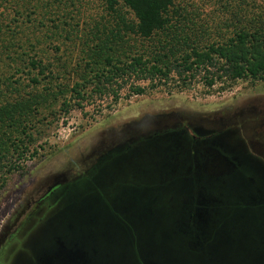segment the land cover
Segmentation results:
<instances>
[{"label":"trees","instance_id":"16d2710c","mask_svg":"<svg viewBox=\"0 0 264 264\" xmlns=\"http://www.w3.org/2000/svg\"><path fill=\"white\" fill-rule=\"evenodd\" d=\"M55 1L0 0V189L23 168L27 153L36 155L45 114L55 113L59 98L69 110L68 92L79 105L91 83L133 78L183 91L197 83L224 89L238 80L264 81V11L249 16L240 6L226 32L214 34L180 0H103L114 24L79 35L90 51L83 72L71 84L65 76L59 82L67 66L60 52L75 39L68 36L74 33L70 23L41 20L60 14ZM147 86L132 84L129 91L139 94ZM230 140L227 131L191 135L172 127L116 145L86 170L90 178L70 199L77 202L57 212L53 239L62 234L68 256L78 250L82 264H109L99 244L104 235L127 240L164 224L174 229L171 240L199 242L202 250L225 240L226 259H213L221 264H264V166ZM155 250L151 262L162 264ZM181 258L173 264H183Z\"/></svg>","mask_w":264,"mask_h":264},{"label":"rangeland","instance_id":"374dc122","mask_svg":"<svg viewBox=\"0 0 264 264\" xmlns=\"http://www.w3.org/2000/svg\"><path fill=\"white\" fill-rule=\"evenodd\" d=\"M72 1L73 3L62 2V5L60 0L55 1L54 6L61 7L60 14L41 17V20L51 18L62 22V26L70 23L73 28L74 33L71 32L68 36L74 38V42L59 55L67 65L65 73L60 72L62 75L59 82L69 84L76 81L77 76L83 72L84 58L90 54V51H86V46L81 44L79 35H87L97 25L109 26L115 21L113 14L106 12L103 0ZM184 3L195 11L196 19L206 20L214 34L226 32L232 21L230 15L238 12L240 6L247 8L249 16L264 11V0H180V5ZM4 6L5 3L0 5V14ZM55 9L50 8L51 11ZM20 76L21 80L23 76ZM63 76L65 79L61 81ZM23 79L24 85L31 86L26 78ZM132 84L147 86L146 81H136L133 78L126 83L119 81L103 87L91 83L82 93L84 99L78 101L80 106L74 105L77 104V95L68 92L66 100L71 104L68 111L61 107L60 102L63 101L59 98L54 106L55 113L50 116L49 113L45 114L41 135L34 146L37 149L36 155L31 156V153L29 157L27 153L21 166L23 168L11 173L0 189V236L20 209L25 211L19 217V220H23L35 210L38 197L56 183L59 185L56 192L65 198L61 200L58 211L70 203L75 204L77 200L70 201L71 197L77 196L73 193L83 188L91 176L86 170L100 155L135 136L172 127H182L191 135L227 131L230 133L231 143H236L251 160L264 166L263 80H238L224 89L219 83L211 88L197 83L183 91H178L173 84L147 86L139 94L129 91ZM118 169L115 168V171ZM83 173V178L75 179ZM76 221L78 217L74 218V222ZM142 235H145L146 240L162 243L159 233L146 231ZM103 238L99 244L104 257H107L108 252H113L115 256L119 253L124 258H130L132 253L125 239L112 234H106ZM168 242L174 243L173 240ZM188 245L195 251L202 249L199 242ZM172 249L174 248L160 247L155 251L162 255L167 250L172 253ZM205 249L207 248H203ZM71 258L76 262V258ZM51 264H55L54 261ZM210 264L221 262L210 260Z\"/></svg>","mask_w":264,"mask_h":264},{"label":"flooded vegetation","instance_id":"af4514ba","mask_svg":"<svg viewBox=\"0 0 264 264\" xmlns=\"http://www.w3.org/2000/svg\"><path fill=\"white\" fill-rule=\"evenodd\" d=\"M50 187H48L49 189ZM48 189L41 194L36 203L35 210L27 215L23 220H19L21 213H25L24 210L20 209L10 224L7 226L5 232L0 236V264H51V261H54L55 264H64V262H70L69 264H82L79 255H71V257L76 258V262L68 256L67 253V242L62 238V234H58L55 239H53L52 228L53 222L57 219L58 207L61 200H65L60 196L56 191H48ZM35 222H37L36 225ZM167 223V221H164ZM35 224V225H34ZM140 229L146 231V225L139 226ZM58 228V227H57ZM55 226V229H57ZM61 228V227H60ZM139 229V228H138ZM151 231L149 233H159V236L166 237L168 240L159 243L157 241L150 240L145 242V235L139 236L136 232V237L127 238V245L133 254V257L124 258L123 254L115 256L113 252H108L106 260L109 264H139V261L136 260L134 256L135 251L138 252V258L143 264H156L151 262L150 255L153 254V249L158 248H174L172 253L167 250L165 259L161 255L158 258H161L162 264H173L177 261V258L182 257L183 264H210V260L218 257L220 255V261L226 259V244L225 240L218 241L215 244L206 245L205 250L195 251L193 249H188L184 241H175L174 243L168 242L171 240L172 234H168L171 227L169 225H151V228H148ZM134 230L137 231V227H134ZM174 230V229H171ZM170 230V231H171ZM60 231H65L60 230ZM61 232V233H62ZM55 233V232H53ZM64 233V232H63ZM175 236L177 234L175 233ZM134 238V239H133ZM137 241H136V240ZM134 240L136 247L133 248L130 246V241ZM167 242V243H166ZM172 244V245H169ZM170 246V247H169ZM208 246V247H207ZM133 250H132V249ZM150 249V250H149ZM216 250V251H215ZM173 255L176 257L174 258ZM214 261V260H213ZM66 264V263H65ZM68 264V263H67Z\"/></svg>","mask_w":264,"mask_h":264},{"label":"water","instance_id":"95a60500","mask_svg":"<svg viewBox=\"0 0 264 264\" xmlns=\"http://www.w3.org/2000/svg\"><path fill=\"white\" fill-rule=\"evenodd\" d=\"M58 183L54 184L53 186H51L48 191H51V190H54V189H57L58 188Z\"/></svg>","mask_w":264,"mask_h":264}]
</instances>
